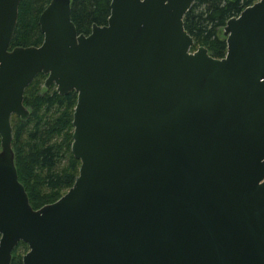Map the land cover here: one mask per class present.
I'll list each match as a JSON object with an SVG mask.
<instances>
[{
  "label": "water",
  "instance_id": "obj_1",
  "mask_svg": "<svg viewBox=\"0 0 264 264\" xmlns=\"http://www.w3.org/2000/svg\"><path fill=\"white\" fill-rule=\"evenodd\" d=\"M196 0H112L78 33L72 0L39 17L40 46L10 49L21 0H0V264H264V0L212 56L184 27ZM77 92L73 186L34 209L11 118L39 74Z\"/></svg>",
  "mask_w": 264,
  "mask_h": 264
},
{
  "label": "trees",
  "instance_id": "obj_2",
  "mask_svg": "<svg viewBox=\"0 0 264 264\" xmlns=\"http://www.w3.org/2000/svg\"><path fill=\"white\" fill-rule=\"evenodd\" d=\"M52 0H21L16 29L10 49L40 46L44 34L39 17ZM112 0H72L71 19L78 33L90 34L94 25L107 24ZM258 0H196L184 17V27L194 38L195 46L208 49L216 58L227 53L224 27L246 7ZM47 75L39 73L26 88L24 105L27 119L11 118L12 147L20 182L31 206L39 209L63 196L79 174L80 161L72 153L73 117L77 92L60 94L56 85H45ZM1 149V137H0ZM29 250L20 242L12 252L11 264H23Z\"/></svg>",
  "mask_w": 264,
  "mask_h": 264
},
{
  "label": "rangeland",
  "instance_id": "obj_3",
  "mask_svg": "<svg viewBox=\"0 0 264 264\" xmlns=\"http://www.w3.org/2000/svg\"><path fill=\"white\" fill-rule=\"evenodd\" d=\"M199 46H201V45H197L195 48L193 47L191 50L195 51Z\"/></svg>",
  "mask_w": 264,
  "mask_h": 264
}]
</instances>
